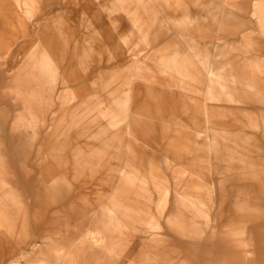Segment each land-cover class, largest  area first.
Returning a JSON list of instances; mask_svg holds the SVG:
<instances>
[{"label": "rangeland", "instance_id": "obj_1", "mask_svg": "<svg viewBox=\"0 0 264 264\" xmlns=\"http://www.w3.org/2000/svg\"><path fill=\"white\" fill-rule=\"evenodd\" d=\"M204 1L0 0L2 264H264V0Z\"/></svg>", "mask_w": 264, "mask_h": 264}, {"label": "bare ground", "instance_id": "obj_2", "mask_svg": "<svg viewBox=\"0 0 264 264\" xmlns=\"http://www.w3.org/2000/svg\"><path fill=\"white\" fill-rule=\"evenodd\" d=\"M203 8H201V9H204L205 11V13H203V14H205V19H206V15H207V13H208V11H209V9H208V7L207 6H204V4H203V6H202ZM205 7V8H204ZM202 11V10H201ZM200 11V12H201ZM202 13V12H201ZM191 13H189V15H190ZM191 16H193V15H191ZM190 16V17H191ZM201 16V15H200ZM204 16V15H203ZM195 17V16H194ZM199 18V17H198ZM200 19H202V18H200ZM204 19V18H203ZM203 19L202 20H199V21H203ZM191 20H193V19H191ZM207 20V19H206ZM196 21V19L194 20V22ZM197 23H198V21H196ZM221 43L220 42H217L216 44H215V46L214 47H212L211 45H209L208 46V56L210 55V50H213V51H215L216 52V54L217 55H220V54H222V46L220 45ZM192 48H196L194 45L192 46ZM191 48V49H192ZM208 60H209V58H208ZM202 61V60H201ZM262 63H264V62H262ZM208 75H209V78L210 79H212L213 78V76L215 77V78H217V76H215L214 74H213V72L212 73H207ZM262 75H263V73H262ZM253 76H251V78H250V83H249V86L250 87H252V88H256V81H254V78H252ZM209 79V80H210ZM212 80H214V79H212ZM211 80V81H212ZM262 90V89H261ZM260 91V90H259ZM207 93H208V90H207ZM209 94V93H208ZM225 127V126H224ZM145 146V145H144ZM78 164L81 166V162H78ZM77 164V165H78ZM85 166V165H84ZM84 166H81V167H79V168H84ZM76 167H78V166H76ZM89 235H90V237L91 238H94L96 241H99V242H104L105 241V239H104V237L103 236H101L99 233H95L94 231H90V233H89Z\"/></svg>", "mask_w": 264, "mask_h": 264}, {"label": "crops", "instance_id": "obj_3", "mask_svg": "<svg viewBox=\"0 0 264 264\" xmlns=\"http://www.w3.org/2000/svg\"><path fill=\"white\" fill-rule=\"evenodd\" d=\"M204 6H207V0H205L204 1ZM205 37H207V39H208V35H207V33H206V31H205ZM194 45V44H193ZM195 47H196V45H194ZM208 46H209V44H208ZM208 46H207V56H205L204 58H203V60H202V64L203 65H201L203 68H205V71H206V69H207V67H208V58H209V56H208ZM176 57H178L177 55H176ZM176 61V60H175ZM177 67L178 66H181V65H176ZM187 66V65H186ZM179 68V67H178ZM184 69H185V66H184ZM208 73V71H206V74ZM2 255H4V254H2ZM4 257V256H3ZM3 258L1 259V261H0V264H2V262H3Z\"/></svg>", "mask_w": 264, "mask_h": 264}]
</instances>
